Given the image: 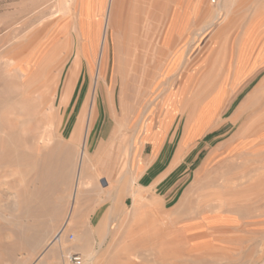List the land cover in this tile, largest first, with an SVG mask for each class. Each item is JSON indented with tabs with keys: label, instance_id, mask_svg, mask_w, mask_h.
I'll list each match as a JSON object with an SVG mask.
<instances>
[{
	"label": "rangeland",
	"instance_id": "374dc122",
	"mask_svg": "<svg viewBox=\"0 0 264 264\" xmlns=\"http://www.w3.org/2000/svg\"><path fill=\"white\" fill-rule=\"evenodd\" d=\"M58 1L0 0V99L8 98L6 107L11 109L19 106L10 116L13 121L29 120L19 133L20 147L15 140L9 152L11 157L25 156L21 162L7 164V184L0 185V264H73L69 254L80 255L81 264H264V0H186L185 5L184 0H166L158 1L157 7L143 0L139 29L130 22V0L121 1L114 25L119 40L112 39L111 27L90 153L96 154L116 132L121 96L130 107L153 84L158 98L151 104V116L165 100L176 112L170 136L157 159L139 170L132 187L125 168L116 171L111 165L112 152L121 151L122 143L108 147L107 155L90 163L86 172L85 158L80 194L60 244L62 251L45 252L72 203L86 118L80 139L75 143L66 139L82 106L90 105L96 65L90 72L82 62L66 104L60 105L74 50L62 62L56 56L55 97H50L56 99L58 113L62 108L63 119L56 135L33 118L35 106L26 103L20 87L14 86L16 78L22 81L15 77L14 68L24 64L30 70L42 50L69 29L78 33L96 64L107 4V0ZM71 39L69 48L75 44ZM119 41L130 56L122 68L123 80L116 72ZM108 93L118 109L116 118ZM23 104L26 110H21ZM148 105L146 101L134 122L124 127L127 135ZM179 108L183 112H177ZM196 109H219L212 121L215 127L182 145L188 115ZM37 135H49L39 150ZM151 151L146 145L142 157L147 160ZM39 156L54 165L58 184L66 174V186L60 184L56 191L62 199L53 215L50 204H41L28 185L38 177L34 168ZM2 177L0 171V182ZM20 178L25 191L18 185ZM138 187L140 195H135L132 191ZM25 195L36 199L39 210L34 207V212L31 204L17 209ZM32 214L38 216L35 224L26 218Z\"/></svg>",
	"mask_w": 264,
	"mask_h": 264
},
{
	"label": "bare ground",
	"instance_id": "6f19581e",
	"mask_svg": "<svg viewBox=\"0 0 264 264\" xmlns=\"http://www.w3.org/2000/svg\"><path fill=\"white\" fill-rule=\"evenodd\" d=\"M59 1H58V3H59ZM144 1H146V0H144ZM50 2H51V0H50ZM66 2H67V0H66ZM58 3H57V5L60 4V3L59 4ZM113 3H114V0H107V4H106V7H105L103 15H102L103 16V18H102L103 23H102V29H101V34H100L99 49H98L97 57H96V64H95L96 69H95V74H94V84L95 85L94 86L97 85L98 81L100 80V78L102 76V64L104 63V61L106 59V51L108 49L107 44H108V38H109L108 36H109L111 27H112V32H111L112 39L115 40L118 38V40H119L118 35L115 33L114 23H113L112 17H111ZM61 8H64V7H61ZM130 22H132V24H134V21L131 18H130ZM18 28H20V27H18ZM71 40H73V39H71ZM69 45H70V37L65 36L61 42H57L56 47L50 52L49 55L45 56L39 62L38 65L33 66L30 70L24 64L15 65V68H14L16 71L15 77H17V76L19 78L22 77L21 82H18V79L16 78L14 86L20 87L21 95H22V97L26 103L28 102L29 104H32L33 106H35L36 110H35V114H34L33 118L36 120L42 121L46 125L48 130H50L55 135L57 133V124L59 122H62V120H63L62 116H61L62 108L59 107V113H58V111H56L57 101L54 98L55 97V93H54L55 87L52 86L54 82L56 83V81H54V77L56 76V74L53 75L52 77H48V74L57 65L56 63H54V61L56 59L55 55L57 53H59L60 49H67L68 50ZM121 48H122L121 42L119 41V45H118L117 49H118V51H120V53L122 50ZM19 55L21 56L22 53H20ZM150 59H151V57H150ZM116 63L118 65V69L120 70L121 55H120V57L117 58ZM17 64H19V63H17ZM76 66H77V63H76ZM119 70L117 71L118 73H120ZM12 76H14V75H12ZM77 76L78 75H76L75 73L71 74L68 72V78L66 80V88L63 91V93L60 97V100H59L60 105L66 104L67 99H68V95H69V89L72 85V82L74 81V79H76ZM8 78H10V77H8ZM4 82H6V80H4L3 83ZM56 85L57 84H55V86ZM19 87H18V89H19ZM52 94L54 96L53 98L50 97ZM143 94H144V98H143V104H144L146 101H148L149 97H148V95L146 97L145 93H143ZM140 99H139V101H142V99L141 100ZM92 101H93V104H92ZM111 101H112V105H113V99L112 98H111ZM7 103H8V98L0 99V171H2V175H3V177H2L3 179L0 182L1 186L7 184V182L4 180V178H5L4 172H5V167L7 166V164L14 162V161H17V162L20 161L21 162V160H23V158L25 156V154L22 153V154H18L16 156H14V157H11L9 152L14 147V145H12V144H14L13 142L15 140H16V142H18L17 145L19 146V141H21V138H20L21 136L19 133L24 132V130H25L24 127L29 121L28 119H23L21 121L15 119L13 121L10 116L12 114H14L15 111L17 112V108L19 106L15 109H11L10 107H6L8 105ZM24 104L20 105L21 110L24 109V107H25ZM100 105H101V95H100V92H98L97 97H93L91 99V107L93 109L94 114H96V115L98 114V112L100 111ZM25 110H26V107H25ZM10 121H13L14 123L9 124ZM73 134L74 133L72 130L66 139L67 142L73 138V136H74ZM57 136L59 137V135H57ZM92 136H93V134L91 135V139H92ZM46 137L48 139L49 135ZM46 137H44L43 135H37V137L34 138L38 150L40 148L39 144L41 142L45 141ZM61 137H59V138L61 139ZM48 142H50V141H48ZM23 144H24V142H23ZM36 146L34 147V150H37ZM34 150H31V151H34ZM36 153L38 154L37 151H36ZM39 155H40V153H39ZM43 156H41V157L39 156L40 159L37 160L36 166L34 168V169H38V170H36V172H37L36 174L38 177L36 179H34L35 177L32 178L28 185L32 188V192H31L32 194L31 195L32 196L36 195L35 198H37V200L39 199L41 204H43V202H47L50 204V209H51L50 215H53L57 212L59 204H60V200L62 199V197L59 196L56 193V191L61 188L60 184H63V188H64V185L66 186V183H65L66 180H64V179H66L65 178V176H66L65 171L66 170L63 171V173L65 174L64 178H62L61 182H59V184H58V181L56 180L57 171L53 168L54 165L52 166V164L49 161V158H46V157L44 158ZM62 157H63V155H62ZM85 158H86V152L84 150V143L82 142L80 153L78 156V164H77V173L75 176V183H74L72 194H71V199H72L71 202L72 203H71L70 209L68 210V213L66 215V218L64 219V222H62L61 226L56 230L52 240L48 243V247L46 248L45 252L48 249L50 250V252H52V254L55 253L57 250L62 251L63 246H61L60 244H62L61 242L64 239L66 230L72 222L73 211H74V207H75V201H77L78 194H80L79 193L80 192V183H81V178L83 176V169L85 166L84 165V159ZM34 160L36 161V159H34ZM66 164L68 165V163H66ZM55 166H56V164H55ZM60 170H59V173H60ZM18 185L22 186V189L24 188L25 184H24L23 178H20L18 180ZM25 188H24V191L26 190ZM28 204L29 205L31 204V207H33L34 212L36 211V209H38L36 207H37V205L39 206V204L36 203V199L34 201L28 195L22 196L21 200H19L17 202V206H18L17 209L20 210V208L22 209ZM45 206H47V204ZM46 213H49V212L47 211ZM38 214H39V212H38ZM38 214L36 212V215H38ZM36 215L32 214L30 217H26V218H30L29 221L33 222V224H35L36 220L39 221L37 219L38 216H36ZM26 218H24V219H26ZM38 225H37V228L39 227Z\"/></svg>",
	"mask_w": 264,
	"mask_h": 264
},
{
	"label": "crops",
	"instance_id": "0c3cea01",
	"mask_svg": "<svg viewBox=\"0 0 264 264\" xmlns=\"http://www.w3.org/2000/svg\"><path fill=\"white\" fill-rule=\"evenodd\" d=\"M121 1L124 0H114L113 6H112V12L111 17L112 21L115 25V17L117 14V8L118 5H120ZM159 2H166V0H151L152 4L158 6ZM131 4H129V8L127 11H131L129 14V18H131L134 21L133 27L138 28L140 26V17L141 12H143V6H142V0H130ZM186 3V0H184V5ZM151 5V4H150ZM128 11V13H129ZM66 35L69 37L71 36L73 40L75 41V44H71V47L68 49V51L62 50V52L57 53L55 56L62 57L59 62H62L65 59V56L70 53L72 50H74V56L73 60L71 62V66L69 67V73H75L78 75L80 66L82 62H85L88 66L89 71L91 72L93 69L94 61L92 59V55L89 54L88 50H86L85 45L82 42H79L78 33L73 30L65 31L60 37L55 39L52 43H50L46 48L42 50V52L39 54L35 65H38L39 62L47 55L50 54V52L56 47L57 42L63 39ZM121 67L119 70V74L121 77V80L124 78V71L122 68H125V64L130 56L128 53H124V47L121 48ZM131 50V49H130ZM129 52V51H128ZM77 61V62H76ZM77 66H76V63ZM34 65V66H35ZM59 63L51 70V72L48 74V77H52L55 75V73L58 70ZM108 66V49L106 51V59L104 63L102 64V76L100 80L98 81L97 85L94 86L91 99L93 97H97L100 87V83L103 82V78L105 76V71ZM117 72V70H116ZM101 81V82H100ZM94 84V81H93ZM95 85V84H94ZM147 97L148 95V105L147 111L144 112V114L139 118V120L136 122V128L135 130L130 133V135H127L124 131L125 126H129L132 122H134L135 117L138 115V111L142 109L143 106V98L144 94ZM158 93L156 90V84L150 85L144 88L143 92L140 93L137 97V101L132 103V106L128 107L125 105V95L123 94L120 99V116L118 117V109L115 108L112 105L111 101V94L108 93L109 98V106L111 108V113L116 118L117 122V128L116 132L113 133V135L110 137L109 141L104 142L101 144L98 152L94 155L90 153V145L92 142L91 135H95V128H96V122L98 119V116L100 114V111L98 114H94L93 109L90 105L86 108L85 104L82 106V109L80 110L78 122L74 126L73 130V138L69 140L70 143H75L80 139L81 135V122L84 118L87 120V126L83 136V143H84V150L86 152V167L85 172L87 169V166L90 163H96L101 158L107 155L106 150L109 152L108 147H114V144L122 143L123 148L121 151H115L113 150V155L111 157V165L112 169L116 171H121V168H125V174H128L129 178V187L133 186L134 181L137 179L139 170L143 169L146 165L145 162L150 161L151 159L156 160L158 152L162 146H166L167 141L169 139V134L172 128L173 120L176 115V112H174V107L171 105H168L165 100L164 105L159 104L157 106V113L154 114L155 117L151 116L152 114V107L151 104H153L157 98ZM142 96V97H141ZM142 99V101H139V99ZM140 99V100H141ZM184 99V97H183ZM93 104V101H92ZM139 104V105H138ZM101 109V108H100ZM184 108H179L177 112H183ZM219 109L213 110V111H207L202 112L201 109L193 110V112L189 113L187 118L186 127L184 129V133L182 136V145L191 144L198 139L204 137L207 135L208 131L212 130L215 126H213L212 121L217 114ZM133 113V114H132ZM132 114L133 116L131 118H128L127 115ZM155 119V122H154ZM129 128V127H128ZM123 132V133H121ZM92 136V138H93ZM127 136V137H126ZM150 145L151 146V153L148 155L147 160L142 157V154L144 152L145 146ZM95 160V161H94ZM94 161V162H93ZM124 161V162H123ZM123 162V163H122ZM125 166V167H122ZM135 195H140L139 193V187L132 191Z\"/></svg>",
	"mask_w": 264,
	"mask_h": 264
},
{
	"label": "built area",
	"instance_id": "2783aa9c",
	"mask_svg": "<svg viewBox=\"0 0 264 264\" xmlns=\"http://www.w3.org/2000/svg\"><path fill=\"white\" fill-rule=\"evenodd\" d=\"M68 260L73 264H81V256L78 254H69Z\"/></svg>",
	"mask_w": 264,
	"mask_h": 264
}]
</instances>
